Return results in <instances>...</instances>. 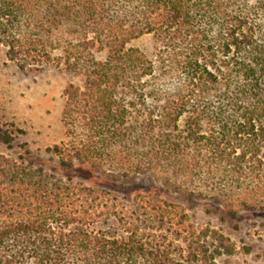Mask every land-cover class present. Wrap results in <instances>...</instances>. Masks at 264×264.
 <instances>
[{"label": "trees", "instance_id": "obj_1", "mask_svg": "<svg viewBox=\"0 0 264 264\" xmlns=\"http://www.w3.org/2000/svg\"><path fill=\"white\" fill-rule=\"evenodd\" d=\"M145 35L155 61L128 48ZM0 44L22 71L83 81L65 90L70 143L46 150L61 167L112 182L164 176L163 190L121 198L0 157V264H217L237 253L164 196L205 197L188 183L208 164L232 185L230 218L264 198V0H0ZM14 140L0 125V143Z\"/></svg>", "mask_w": 264, "mask_h": 264}, {"label": "rangeland", "instance_id": "obj_2", "mask_svg": "<svg viewBox=\"0 0 264 264\" xmlns=\"http://www.w3.org/2000/svg\"><path fill=\"white\" fill-rule=\"evenodd\" d=\"M128 48L139 50L148 59L156 60L157 47L153 35L133 40ZM105 56V53L96 55L100 61ZM70 84L82 86L83 81L51 66L41 71H22L7 58L6 48L0 44V125L15 137L11 147L0 143V157L12 162L24 157L28 164L36 168L42 167L60 178H73L76 182L112 191L121 198H134L153 187L163 190L164 176L160 174L139 175L134 181L132 178L112 182L84 167L63 168L57 156L46 152L56 145L69 144L72 139L66 135L62 118L66 104L65 90ZM151 104L154 106V103L147 106ZM145 110L146 106H137L138 114L132 119L134 124L137 121L135 117H138V122L142 121ZM80 133L78 129L77 135ZM215 137L220 136L216 134ZM201 148L206 149L205 145ZM204 166L205 170L188 186L197 193H205V197L188 200L170 193L164 197H170L183 206L199 231H219L236 244L237 253L220 257L217 264H264V198H256V210H241L237 219L230 218L224 211V190L228 192L232 185L220 174L207 175L205 171L210 168L208 164Z\"/></svg>", "mask_w": 264, "mask_h": 264}]
</instances>
